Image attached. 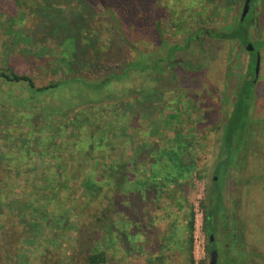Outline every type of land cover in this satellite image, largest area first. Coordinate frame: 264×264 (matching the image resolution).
Wrapping results in <instances>:
<instances>
[{
    "label": "rangeland",
    "instance_id": "1",
    "mask_svg": "<svg viewBox=\"0 0 264 264\" xmlns=\"http://www.w3.org/2000/svg\"><path fill=\"white\" fill-rule=\"evenodd\" d=\"M243 1L147 0L148 27L139 34L113 7L106 8L107 2L103 6L94 0L95 12L86 21V34L99 47L100 57L90 61L102 65L103 70L96 72L94 65L73 70L61 46L35 33L40 0H0L1 68L29 75L35 87L75 75L82 78L38 93L25 84L0 81V233L8 229L6 243L17 246L20 258L27 256L25 264H86L85 255L95 244L91 239L99 234L109 208L108 201L89 187L85 174L103 184L104 191L108 189L104 174L119 164L127 163L137 176H143L149 150L159 148L176 128L200 136L196 148L203 150L199 161L204 176L197 178L195 173L185 185L184 196H173L176 186L171 184L168 194L162 193L157 204H149L145 221L155 238L139 252H131L126 264H149L156 240L162 245L161 258L173 252L186 258L190 251L194 264H208L202 219L212 197L206 188L233 109L230 131L237 147L232 148L236 151L231 155L234 163L229 177L237 189L244 192L249 187L251 191L250 209L241 197L244 214L254 216L248 260L264 264V0H251L241 19ZM69 2L75 3L62 0V5ZM234 25L237 39L233 41L204 32L226 31ZM198 29L199 37L185 47L186 38ZM18 34L24 37H13ZM114 37L120 47L112 51L109 43ZM172 45L178 46L172 59L161 62L160 68L133 69L122 81L102 84L109 72L121 73L128 62L151 64L167 57ZM248 45L252 52L246 49ZM255 53L260 60L257 74ZM100 84L101 88L94 87ZM148 92L152 95L143 99ZM53 157L64 166L63 173L53 167ZM44 170L55 171L51 183ZM114 180L120 183L121 176ZM69 184H74L72 197ZM177 199L184 204L181 210ZM189 208L194 218L190 247L185 217ZM44 216L51 217L50 226ZM31 220L38 223L35 229ZM101 249L108 256L107 264H120V248ZM54 250L57 259L51 254ZM33 252L39 253L36 259L31 257ZM185 258L160 262L187 264ZM235 263L244 264L240 257Z\"/></svg>",
    "mask_w": 264,
    "mask_h": 264
},
{
    "label": "trees",
    "instance_id": "2",
    "mask_svg": "<svg viewBox=\"0 0 264 264\" xmlns=\"http://www.w3.org/2000/svg\"><path fill=\"white\" fill-rule=\"evenodd\" d=\"M104 1L109 5L105 6L103 3ZM74 2L75 3L69 2L67 5H62V0H40V6L36 13L37 20L39 21L36 25L35 33L38 32L43 36L48 37L56 45L61 46L64 49V51H62V56L66 57L68 60L67 65L72 66L73 70L78 71L81 67L88 70L93 68L92 66L94 65L96 72H100L103 70L101 69V64L90 63L94 58L100 57L99 47L97 48L96 46V40L90 37L89 34H86L88 30L86 28V21H90L95 12L94 0H74ZM100 3L106 8L107 6L113 7L121 14L123 17L122 20H124L125 24L130 26L135 33L142 34L147 31V0H100ZM117 21L118 19H115V22ZM234 28L235 25L232 27L229 26L226 31L220 30L211 32L204 30V32H207L209 35L216 38L233 41L234 39H237ZM200 34L201 31L198 29L196 35L188 36L185 40L184 46L186 47L189 42L197 39ZM13 37L24 36L18 34ZM30 38V36H26V39L30 40ZM118 47H120L119 40L114 37L109 43V48L113 51L114 48ZM177 47V45L170 46L167 57H159L151 64H143L140 60L128 62L125 64L121 73L109 72L108 76L103 79L102 84L110 83L113 80L119 79L122 81L124 77H128L129 72L133 69L145 71L150 68H160L161 62L170 61L172 59L173 52ZM107 65L109 64L104 66L106 67ZM75 67H80V69ZM81 79V77L75 75V77L72 76L64 80L55 81L46 86L35 87L33 79L29 75L19 74L10 69L0 67V81L8 84H25L29 89L33 90V93L46 92L47 90L60 87L65 82L80 81ZM101 86L102 85L100 84L94 87L99 89ZM151 93L148 92L143 94L142 98L147 99L152 95ZM244 112V114L247 115L246 109ZM234 113L235 110L233 109L232 115H230V118L225 124L222 144L220 147L222 151L220 150L221 153L219 157H217L213 169V176H217L218 178L222 167L226 166L223 162H229L232 159L231 155L234 152L232 149L235 142L234 133H231L230 131V125L233 122L232 117ZM240 120H242V118ZM200 139V136H195L194 134L192 135L189 132H185L181 128H176L174 135L166 139L159 148L149 150L147 153L149 166L143 173V176H137L136 172L131 167L128 168L129 165L127 166V163L117 165L114 171L108 168L109 174H104L105 178H102L103 183L108 186V189L105 191L103 184L101 185V183L97 184L98 182H93L90 178L91 174H85L89 187L95 191L94 193L96 195L100 194L106 201H108L107 208H109V211L103 214L106 219L101 222L99 234L96 235V239H91L95 244H93L92 249L85 255L86 264H107L108 256L105 251L101 249L102 246H106V248L110 249H113L114 246L120 248L122 254L118 262L120 264H126V261L130 260L129 255L131 252H139L143 245L147 244L152 238V234L149 231V227L151 226L149 225V222L145 221V217L149 215V204H157L156 201L160 198L162 193H169L168 188L171 184L176 186L173 190V196H176L177 194L180 197L184 196L185 185L191 181L194 174L196 173L197 178H202L204 176L205 170L204 168H201V162L199 161L200 152L203 150L201 148H196V144ZM225 147L227 149H225ZM224 154H228V156L224 157ZM53 159L55 160L56 158L53 157ZM53 163V167H59L58 172H64L62 170L64 169V166H61L62 164L57 165L58 163L56 160ZM53 173L55 174V171ZM53 173L51 170H44V176L50 183ZM117 175L121 176L120 183H117L114 180L115 178L117 179ZM50 183H48V187L53 186ZM213 183L216 185L217 181H213ZM109 185H112L111 190ZM67 190L69 192L68 195L72 197L74 184H69ZM109 191L112 192L111 195H108L107 192ZM212 192H217V189L214 188ZM214 193L211 205L207 206L204 204L205 207L203 210L205 223L203 225V230L205 232L212 231V225H210V223L213 221V218L217 213L219 198L218 193ZM183 199L184 197L182 200ZM176 204L178 210L183 209L184 204L181 201H178V199ZM206 207H209L210 209L205 211ZM107 208H105V210H107ZM66 212H68L67 209ZM44 217L45 224L50 226L51 217ZM185 217L186 228L188 231V243L190 247L192 242L191 233L194 225L191 208L186 212ZM37 224V221L31 220V226H33L34 229ZM7 231L8 229H5L0 233V264H18L19 260L23 261L24 264L27 263V256L25 255L20 258L17 246L15 247L11 242L6 243L5 234ZM153 235V238H155V233H153ZM141 236L145 237H143L144 240ZM171 236L172 235H170L169 239H173V236ZM17 239L19 240L18 237ZM153 244L155 246L153 245L151 249H153L155 254L154 257L149 260V264H161L162 259L166 260L164 262L169 263L171 258H185L180 252H173L168 255L165 254V257L161 258L162 255L160 251L162 245L160 241L156 240ZM33 251H35V249ZM37 254L39 253L33 252V256H31L32 259H36L38 257ZM51 254L55 259L58 258L57 250L52 251ZM127 258L129 260H126ZM185 259L188 260L187 264H194L190 251L189 256ZM57 264L61 263L57 262Z\"/></svg>",
    "mask_w": 264,
    "mask_h": 264
},
{
    "label": "flooded vegetation",
    "instance_id": "3",
    "mask_svg": "<svg viewBox=\"0 0 264 264\" xmlns=\"http://www.w3.org/2000/svg\"><path fill=\"white\" fill-rule=\"evenodd\" d=\"M250 51L252 52L253 48ZM255 54L257 57V53ZM236 147L232 146V148ZM227 156L228 154H224V157ZM232 163H234L233 159L229 162H223L226 166L222 167L219 178L217 176L212 177L213 181H217L216 185L211 180L210 185L206 188V194L211 197L214 193L212 190L216 188L217 192L215 193H218L219 198L217 213L210 223L212 231L205 232L203 230L205 223L203 213L202 230L206 235V249L209 255L208 264H210L212 251L216 252L214 264H236L238 257L242 258L244 264H250L248 249L251 247V241L248 239L253 238L254 216L253 213H250L249 216L244 214L245 208L243 209L241 197H243L245 205L250 206V209L253 206L250 197L251 191L247 190L249 187L244 192L237 189V186L229 177ZM209 205H211V201ZM207 209L210 208L206 207L205 211Z\"/></svg>",
    "mask_w": 264,
    "mask_h": 264
},
{
    "label": "water",
    "instance_id": "4",
    "mask_svg": "<svg viewBox=\"0 0 264 264\" xmlns=\"http://www.w3.org/2000/svg\"><path fill=\"white\" fill-rule=\"evenodd\" d=\"M250 1L251 0H244L243 1L241 15H240V18L241 19L244 18V16L247 14V12L249 10V7H250ZM246 49L250 51V50H252V46L251 45H248L246 47ZM258 69H259V55L257 54V57H256V67H255L256 74L258 72ZM215 259H216V252L215 251H212L211 252L210 264H214L215 263Z\"/></svg>",
    "mask_w": 264,
    "mask_h": 264
}]
</instances>
